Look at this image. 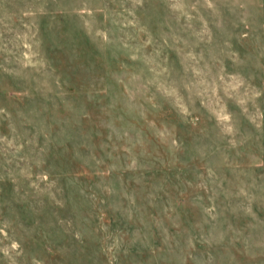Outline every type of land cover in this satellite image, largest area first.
Here are the masks:
<instances>
[{
  "label": "rangeland",
  "instance_id": "obj_1",
  "mask_svg": "<svg viewBox=\"0 0 264 264\" xmlns=\"http://www.w3.org/2000/svg\"><path fill=\"white\" fill-rule=\"evenodd\" d=\"M0 264H264V0H0Z\"/></svg>",
  "mask_w": 264,
  "mask_h": 264
}]
</instances>
